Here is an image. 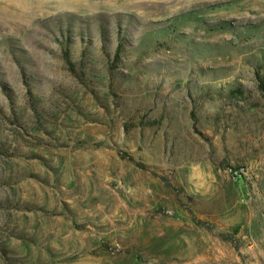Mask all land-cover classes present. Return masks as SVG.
Segmentation results:
<instances>
[{
  "label": "rangeland",
  "instance_id": "374dc122",
  "mask_svg": "<svg viewBox=\"0 0 264 264\" xmlns=\"http://www.w3.org/2000/svg\"><path fill=\"white\" fill-rule=\"evenodd\" d=\"M257 72L264 0H0V264H264Z\"/></svg>",
  "mask_w": 264,
  "mask_h": 264
},
{
  "label": "trees",
  "instance_id": "16d2710c",
  "mask_svg": "<svg viewBox=\"0 0 264 264\" xmlns=\"http://www.w3.org/2000/svg\"><path fill=\"white\" fill-rule=\"evenodd\" d=\"M122 51V45L121 44H118V46L116 47V49L114 50V53H113V58L114 60L116 61L118 59V57L120 56V53ZM63 57L68 65V68L70 71H73L75 74H77V72H75V64L74 62L72 61L70 55H69V51L68 49H64L63 50ZM80 73V72H79ZM257 77L259 79V89L262 91V94L264 95V77L261 76L258 72H257ZM192 116H194V113L192 111ZM234 173H239V171L235 170ZM235 180H238L239 179V176L238 175H233ZM224 237L228 236L227 234L226 235H222Z\"/></svg>",
  "mask_w": 264,
  "mask_h": 264
}]
</instances>
